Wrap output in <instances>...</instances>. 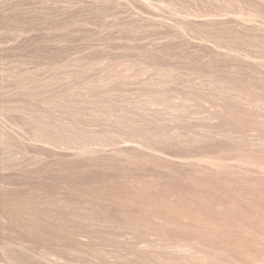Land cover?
Returning a JSON list of instances; mask_svg holds the SVG:
<instances>
[{
  "label": "rangeland",
  "instance_id": "1",
  "mask_svg": "<svg viewBox=\"0 0 264 264\" xmlns=\"http://www.w3.org/2000/svg\"><path fill=\"white\" fill-rule=\"evenodd\" d=\"M0 264H264V0H0Z\"/></svg>",
  "mask_w": 264,
  "mask_h": 264
}]
</instances>
